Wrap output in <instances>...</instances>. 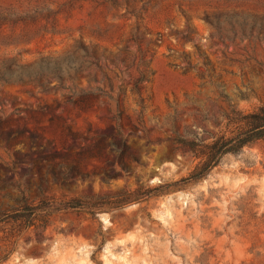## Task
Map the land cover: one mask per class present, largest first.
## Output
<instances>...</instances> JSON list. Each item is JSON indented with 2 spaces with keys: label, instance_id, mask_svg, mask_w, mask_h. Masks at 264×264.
I'll use <instances>...</instances> for the list:
<instances>
[{
  "label": "rangeland",
  "instance_id": "374dc122",
  "mask_svg": "<svg viewBox=\"0 0 264 264\" xmlns=\"http://www.w3.org/2000/svg\"><path fill=\"white\" fill-rule=\"evenodd\" d=\"M261 106L264 0H0V264H264V140L189 177Z\"/></svg>",
  "mask_w": 264,
  "mask_h": 264
},
{
  "label": "trees",
  "instance_id": "16d2710c",
  "mask_svg": "<svg viewBox=\"0 0 264 264\" xmlns=\"http://www.w3.org/2000/svg\"><path fill=\"white\" fill-rule=\"evenodd\" d=\"M92 49L88 45L82 43L74 46L71 50L72 54L75 53L76 63L73 67V74L67 75L70 80H76L79 78L87 79V75L83 73L84 64H89L88 58L95 60L91 62L96 67H99L97 61L103 57V49L98 51L99 47L95 44H91ZM81 51L80 53H77ZM78 60V62H77ZM59 63V60H56ZM99 88V87H96ZM83 99L81 103L83 106L89 108L94 103L98 102L99 94L96 92L86 90L83 92ZM227 129H221L217 133L211 135V141L203 145V150L195 152L196 158H200V161L194 169L191 171L189 177L192 181H198L208 174V172L215 167L220 158L226 153H234L239 151L244 145L253 141L262 139L264 140V107H258L249 112H243L236 109H232L230 113H227ZM193 148V147H192ZM194 150V149H193ZM132 191H127L130 195ZM130 200H134L130 196L124 200L127 203ZM123 203V204H124ZM93 203H80L78 200L73 199L68 202L65 208L76 207H96ZM34 209L33 206H24L23 209ZM34 218L28 217L27 225H32ZM5 221V216L0 215V224Z\"/></svg>",
  "mask_w": 264,
  "mask_h": 264
}]
</instances>
